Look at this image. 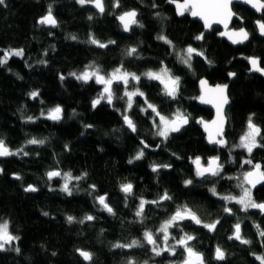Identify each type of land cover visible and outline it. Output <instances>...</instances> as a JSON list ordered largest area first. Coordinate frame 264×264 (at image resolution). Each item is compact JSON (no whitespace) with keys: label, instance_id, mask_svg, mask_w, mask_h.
<instances>
[{"label":"trees","instance_id":"trees-1","mask_svg":"<svg viewBox=\"0 0 264 264\" xmlns=\"http://www.w3.org/2000/svg\"><path fill=\"white\" fill-rule=\"evenodd\" d=\"M104 4L103 14L89 4L81 6L77 0H5V5H0V56L10 49H23L22 57L13 56L0 66V139L12 151L23 148L29 153L0 158L3 169L0 172V223L7 221L10 231L20 237L11 246L20 251H0V264H89L77 249L93 254L91 264H128L129 259L137 264L144 261L181 264L186 253L178 246L175 256L168 252L156 256L146 244L132 249L113 245L133 239L143 241L142 234L146 230L156 233L162 243L157 229L184 205L205 223L220 220L215 232L188 220L179 228L170 229L176 239L183 232L194 235L196 239L190 244L203 253L205 264H260L256 256L264 255V238L254 225L264 228V214L257 209L244 212L239 206L233 207L234 214L229 215L223 209L227 203L234 205L220 197L240 195V180L230 181L229 175L240 173L239 165H243L245 171L252 168L244 164V160L251 159L264 169V147L255 148L251 155L236 147L250 116L264 134V78L249 72L247 59L258 57L264 67V38L258 35L255 24L257 19H264V13L257 16L245 6L234 5L243 23L235 20L233 26L246 27L251 38L245 45L233 47L217 37L215 30L206 33L204 39L196 40L203 31L202 24L187 15L179 18L169 0H120L118 8L113 7L114 0H104ZM49 5L58 21L57 27L38 23L47 14ZM133 9L138 11L137 19L143 27L134 25L126 33L117 17ZM72 36L77 39H71ZM159 36L167 37L172 43L158 39ZM92 37L101 43H115L101 48L90 43ZM188 46L204 53V56L193 55L191 68L179 59ZM133 47L137 53L128 56L127 50ZM90 64L98 67L102 74L123 66V70L141 76L139 83L130 82L128 90L139 88L148 102L165 116H173L177 109L187 113L189 126L172 133L165 141L156 135L155 114L151 110L147 114L140 110L145 104L144 98L139 96L134 98L133 108L127 111L136 124V132L123 121L126 98L114 100L113 105L101 102L93 108L92 101L102 91L94 80L84 83L60 78L85 70ZM164 66L173 76L180 77V91L175 100L164 95L159 81L143 76L149 70L159 71ZM229 73H235L233 80ZM202 78L211 84L230 82L231 104L226 110L229 145L222 150L207 144L197 124L200 117L208 120L213 117L212 110L197 104ZM113 90L120 96L124 86L114 84ZM33 91L39 93L35 99L29 95ZM57 105L64 110L62 120L56 122L41 116L42 111L47 114ZM28 117L33 120L29 121ZM85 125L92 127L85 128ZM32 138L43 139L45 143L27 144ZM141 141L149 145L144 149V158L129 163L143 147ZM259 142L264 144V140ZM217 154L222 162L235 165L220 178L217 195H213L211 179L195 178L192 160L200 157L207 161ZM153 163L171 167L153 172ZM52 170L70 172L73 177L83 179L71 181L72 195L69 196L61 191L64 183L61 177L48 179L46 173ZM188 179L193 181L191 185H185ZM123 183L133 185V194L127 199L120 191ZM29 185L38 190L25 191ZM164 192L172 199L159 205H146L141 223L135 216L139 200H157ZM104 194L115 215L96 203V196ZM254 199L264 202V184L254 191ZM87 215L95 219L80 223ZM69 216L75 218L72 223L67 220ZM238 221L243 236L252 241L251 244L228 239ZM169 244H175V240H170ZM217 246L226 252L224 261L214 258Z\"/></svg>","mask_w":264,"mask_h":264},{"label":"snow or ice","instance_id":"snow-or-ice-1","mask_svg":"<svg viewBox=\"0 0 264 264\" xmlns=\"http://www.w3.org/2000/svg\"><path fill=\"white\" fill-rule=\"evenodd\" d=\"M170 3L176 5L177 13L180 16H183L186 12L190 13L193 17L200 18L206 29H211L214 24H220L223 26L224 31L220 32L219 35L227 37L233 44H242L249 39V33L245 28L241 27L237 29H230L229 25L233 17L237 14L233 12L232 5L233 0H169ZM81 6L86 4H91L94 6L100 14L105 12L104 0H77ZM243 3L250 5L255 11L264 13V0H243ZM0 5H5V0H0ZM155 6V5H154ZM113 7H120V0H114ZM159 15V14H157ZM138 12L133 9L130 11L123 12L117 17L120 21L123 30L128 32L132 29L134 25L143 27L137 19ZM89 20L92 19L91 16L88 17ZM41 25H47L50 27H57L58 21L53 15L52 6L49 5L48 12L43 16L39 21ZM256 26L259 33L264 36V19L257 20ZM158 39L164 40L166 43L171 44L172 42L167 39L165 36H159ZM71 39L75 40L77 37L72 36ZM196 40L204 39L203 33L195 37ZM90 43L97 45L101 48L108 47V44H113L115 41H109L106 43H101L94 37L90 39ZM137 53L136 48H130L127 50L128 56H133ZM204 56L203 52L198 51L192 46H188L183 50V53L179 56L181 63L191 68V60L193 55ZM15 57L23 56V49H10L4 52L3 56H0V66L7 64L8 60ZM250 64V71L258 72L264 74V67L261 66V61L256 57L247 58ZM40 63H46V61H40ZM211 63V61H209ZM74 77L76 80L88 83L90 81H95V83L103 85L102 91L98 96L92 101V107L96 108L101 102H106L108 105H113L114 100L120 99L125 100L126 98V112L123 115V121L125 125L132 131L136 132V124L132 118L127 115V111H130L133 108L134 98L139 96L144 98L145 107L140 110L147 114L149 110L155 114V117H158V120L153 119L154 126L157 128L156 135L162 137L165 141L169 138L172 133L179 132L181 128L189 123V115L185 112H182L180 109H177L173 116L167 117L163 115L156 105L148 102L145 93L142 92L139 88H134V90H128V86L131 81L139 83L141 76L136 73H130L123 70V66L114 69L111 73L102 74L101 70L98 67L90 64L84 71L80 73L72 72L69 74ZM143 76L149 80L159 81L164 86V95L170 99L175 100L180 91V77L173 76L167 66L162 67L159 71H147L143 73ZM229 76H235V73H229ZM61 80L65 79L64 76L60 77ZM114 84H122L124 86L123 94L117 96L113 90ZM202 95L198 97L201 103L212 104L216 109V119L211 121L209 124L204 120L197 121L202 124L205 131L208 133V142L210 144L218 145L220 147H227V141L223 138L224 135V126L226 123V116L224 114V108L229 103L227 96L228 85H216L214 88L209 87L206 80L200 81ZM33 99H35L39 93L33 91L29 94ZM64 110L61 106L57 105L48 110L47 114L43 111L41 116H44L46 119L52 121H60L63 119ZM29 121L33 120V117L27 118ZM92 125H85V128H90ZM264 140V134L259 126H257L252 117L248 118L247 122V131L240 137V142L236 147L243 148L247 151L249 155L253 152L255 148L264 147V144H261L259 141ZM45 140L32 138L27 141L29 145H43ZM143 147L136 153L132 160H129V163H133L134 160H141L145 156V148H148L149 145L141 141ZM23 154L27 156L29 153L25 152L23 148L16 151H12L5 143L3 139H0V157H8L14 155ZM193 165L195 166V175L201 180H206L211 177H221V173L224 170V165L220 162L219 156L211 157L206 163L202 161L200 157H196L192 160ZM244 164L252 165V170L243 173L242 179L237 177L236 179L240 180L239 187L242 189V194L239 196L235 195H224L220 198L229 203H235L240 206L241 210L244 212L249 211L250 209H258L261 214H264V202H256L252 196V189L256 187L257 184L264 183V169H262L261 164L255 163L251 159H246L243 161ZM171 165L168 164H155L151 165L153 172H158L161 168H170ZM0 172H3V169L0 168ZM49 180H52L56 177H61L64 181L61 191L65 192L69 196L72 195V188L70 183L72 180L83 179L82 176L73 177L70 172L61 173L58 170H52L46 173ZM87 175L86 173L84 174ZM20 179L19 176L16 177ZM185 185H191L193 181L191 179L184 181ZM95 189V185L91 186ZM38 189L29 185L25 191L35 192ZM120 191L125 194V198L133 194V185L131 183H123L120 185ZM210 191L213 195H217L215 187L211 188ZM172 197L164 192L157 200H145L141 198L139 204L135 211V216L140 218V222L143 223L145 207L148 204L159 205L163 201L171 200ZM96 203L101 207L102 210L108 212L111 215H115L113 208L107 202V194L98 195L95 198ZM224 212L233 215V209L225 206ZM47 215V213H44ZM95 217L92 215H87L84 217V220H81L80 223L86 221H92ZM69 223H72L75 218L72 216L67 217ZM185 220L191 221L197 225H201L203 228L207 229L209 232H215L217 225L220 224V220H215L210 223H205L202 219L194 212L191 208L184 205L175 210V212L165 220L160 227L157 229V233L161 234L162 243L158 239L156 233L151 230H146L143 232V241L140 239H133L129 243H119L113 245L115 248H143L146 245L151 246V252L156 256H161L165 252H168L170 255L175 256L177 246L182 248L186 253V257L181 261V264H205L204 255L201 252L196 251L190 244L191 241L195 240L196 237L187 232H183V235L176 239L172 236L170 229L179 228L181 223ZM260 237L264 238V228H261L259 224L254 225ZM182 231V229H181ZM20 239L19 236L14 235L9 228V223L4 221L0 223V251L13 250L19 252L18 247L11 248L14 242ZM229 240L239 241L241 244L249 245L252 243L249 239H246L242 234V225L238 221L233 225V233L228 237ZM170 240H175V244H169ZM79 255L83 260L89 262L93 260V254L89 251L83 249H77ZM255 255V254H254ZM214 258L217 261H224L226 259V252L220 247L217 246L215 249ZM256 259L260 261V264H264V255L256 256ZM128 264H137L134 259H129ZM144 264H148V261H144Z\"/></svg>","mask_w":264,"mask_h":264},{"label":"water","instance_id":"water-1","mask_svg":"<svg viewBox=\"0 0 264 264\" xmlns=\"http://www.w3.org/2000/svg\"><path fill=\"white\" fill-rule=\"evenodd\" d=\"M181 2H182V0H181ZM169 5L171 6V7H173L174 8V10H175V13H176V15L179 17V18H182V17H184V16H189L193 21H197V22H199V23H201L202 24V26H203V31H202V33H203V35H205L206 33H210L211 31H212V29L214 28V27H219L220 29H221V31L220 32H222V31H224V28H223V26L222 25H220V24H214L213 26H212V28L211 29H206L205 27H204V23H203V21L200 19V18H198V17H193V16H191L190 15V13H185L183 16H180V15H178V13H177V9H176V5L174 4V3H170L169 2ZM234 5H239V6H245V7H247V8H249L251 11H253L257 16H260L262 13H260V12H257V11H255L250 5H247V4H245V3H243V0H233V5H232V10H233V12H235V10H234ZM89 6L90 7H92L93 9H95V10H97L94 6H92L91 4H89ZM98 11V10H97ZM130 11V10H129ZM137 11V10H136ZM126 12V11H125ZM138 12V11H137ZM236 13V12H235ZM122 14V13H121ZM120 14V15H121ZM237 14V13H236ZM138 15H139V13H138ZM45 16V15H44ZM43 17V16H42ZM41 17V18H42ZM40 18V19H41ZM138 18V17H137ZM39 19V20H40ZM235 19H238V20H240V18H239V16H235V17H233V19H232V21L230 22V25H229V28L230 29H239V28H234L233 27V22H234V20ZM257 20H260V19H257ZM256 20V21H257ZM119 21V20H118ZM241 21H243L242 19H241ZM119 23H120V21H119ZM121 24V23H120ZM256 24V23H255ZM47 26V25H46ZM122 26V25H121ZM47 27H50V26H47ZM257 27V26H256ZM241 28V27H240ZM243 28H245V30L246 31H248L247 29H246V27H243ZM257 30H258V28H257ZM131 31V30H130ZM130 31H128V32H126V33H129ZM248 33H249V31H248ZM258 35L261 37V38H264V36H262L260 33H259V31H258ZM218 37L219 38H221V39H224L228 44H230L231 46H233V47H238V46H242V45H245L246 43H248L249 42V40H250V38H251V35H250V33H249V39L247 40V41H245L244 43H242V44H233L227 37H225V36H221V35H219L218 34ZM256 58H258V57H256ZM260 59V58H259ZM260 61H261V59H260ZM248 64H249V60H248ZM262 66V65H261ZM249 67H251L250 66V64H249ZM70 73H72V72H70ZM70 73H68L67 75H64V77H65V79L66 78H73V79H75L74 77H72V76H70L69 74ZM250 73L251 74H257V75H260L262 78H264V74H261V73H258V72H253V71H250ZM234 77L235 76H230V78H231V80H233L234 79ZM201 80H206L207 81V84H208V86L209 87H215L216 85H225V84H211L210 82H209V80L208 79H206V78H202ZM200 80V81H201ZM200 81H199V89H200V94H199V96L200 95H202V89H201V85H200ZM227 85H228V89H227V96H228V99H229V103L225 106V108H224V114H225V116H226V110H227V108H228V106L231 104V99H230V96H229V88H230V82L229 83H226ZM98 86H100L102 89H103V85H100V84H97ZM198 96V97H199ZM197 104L199 105V106H201V107H203V108H206V109H210V110H212L213 111V117H212V119H210V120H208V119H204L203 117H200V118H198L197 119V121H199V120H204L205 122H208L209 124L211 123V121H213L214 119H216V109H215V107H213V105L212 104H204V103H201L200 102V100L197 98ZM189 124H190V117H189V123L187 124V125H185L183 128H181V130L182 129H184V128H187L188 126H189ZM197 124H200V123H198L197 122ZM227 125H228V118H227V116H226V123H225V126H224V135H223V138L227 141V139H226V137H225V132H226V129H227ZM200 126H201V129H202V131H203V133H204V135H205V138H206V142H207V144L208 145H210V146H212V145H214V144H210L209 142H208V133L205 131V129H204V127H203V125L202 124H200ZM180 130V131H181ZM179 131V132H180ZM179 132H175V134L176 133H179ZM220 147V146H219ZM0 158H4V157H0ZM262 184H264V183H260V184H257L256 185V187H255V189H257L258 187H260Z\"/></svg>","mask_w":264,"mask_h":264},{"label":"flooded vegetation","instance_id":"flooded-vegetation-1","mask_svg":"<svg viewBox=\"0 0 264 264\" xmlns=\"http://www.w3.org/2000/svg\"><path fill=\"white\" fill-rule=\"evenodd\" d=\"M237 6H239V5H237ZM235 10V9H234ZM236 12V11H235ZM237 16H239L238 14H237ZM239 18H240V20H238V19H235V20H238L239 22H241V23H243V21H241V17L239 16ZM234 20V21H235ZM243 20V19H242ZM233 24H234V22H233ZM234 27V26H233ZM240 27H244V26H240ZM240 27H234V28H240ZM213 30H215V33H216V35H217V37H218V34L220 33V31H221V29L219 28V27H214L213 29H212V31L211 32H213ZM210 32V33H211ZM227 130V129H226ZM225 137H226V139H227V146L229 145L228 143V138H227V136H226V132H225ZM210 146V145H209ZM211 147H216V148H218L219 150H222V149H225V148H227V147H219L218 145H212ZM214 156H219L220 157V155L219 154H217V155H214ZM214 156H211V157H214ZM211 157H209L208 158V160L211 158ZM207 160V161H208ZM202 161L203 162H207V161H204L203 159H202ZM220 162L224 165V170H223V172L221 173V177H211V178H209V179H211V186H212V188L213 187H215V189H216V186H217V184H219V182H220V178H223L224 176H226V173H227V170L229 169V168H233L234 167V165L235 164H233V163H224V162H222V158L220 157ZM243 166V165H242ZM241 165H239V171H240V173H237V175H229V177L230 178H232V180H230V181H234L235 182V179L237 178V177H240L241 179H242V176H243V173L244 172H247V171H251L252 170V168H250V169H248L247 171H245L244 170V167H242ZM194 169H195V166H194ZM263 169V168H262ZM194 176H195V178H199V177H197L196 175H195V172H194ZM228 176V175H227ZM235 177V178H234ZM200 179V178H199ZM237 183H239L238 181H236ZM241 182V181H240ZM259 188V187H258ZM257 188V189H258ZM257 189H252V196H253V198H254V191L255 190H257ZM240 195L242 194V190L240 191V193H239ZM255 200V199H254ZM256 201V200H255ZM257 202V201H256ZM231 205H234V206H229V204L227 203V207H230V208H238L239 207V205H237V204H235V203H233V204H231ZM258 210V209H257Z\"/></svg>","mask_w":264,"mask_h":264},{"label":"rangeland","instance_id":"rangeland-1","mask_svg":"<svg viewBox=\"0 0 264 264\" xmlns=\"http://www.w3.org/2000/svg\"><path fill=\"white\" fill-rule=\"evenodd\" d=\"M82 71H84V70H82ZM82 71H77L76 73H80V72H82ZM162 86H163V85H162ZM163 89H164V86H163ZM167 117H168V116H167ZM171 117H172V116H171ZM171 117H170V118H171ZM246 131H247V129L245 130V132H246ZM245 132H244V133H245ZM244 133H243V135H244ZM239 142H240V140H239ZM238 144H239V143H237L236 145H238ZM237 148H239V147H237ZM241 149H243V148H241ZM201 159H202V158H201Z\"/></svg>","mask_w":264,"mask_h":264},{"label":"bare ground","instance_id":"bare-ground-1","mask_svg":"<svg viewBox=\"0 0 264 264\" xmlns=\"http://www.w3.org/2000/svg\"><path fill=\"white\" fill-rule=\"evenodd\" d=\"M249 72H250V69H249ZM200 125V124H199ZM201 127V126H200Z\"/></svg>","mask_w":264,"mask_h":264}]
</instances>
